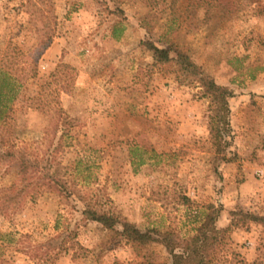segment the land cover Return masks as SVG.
Returning a JSON list of instances; mask_svg holds the SVG:
<instances>
[{
  "label": "rangeland",
  "instance_id": "1",
  "mask_svg": "<svg viewBox=\"0 0 264 264\" xmlns=\"http://www.w3.org/2000/svg\"><path fill=\"white\" fill-rule=\"evenodd\" d=\"M185 5L170 11L162 0H0V56L17 54L28 72L0 133L42 165L55 160L52 168L69 181L62 194L41 189L15 209L0 208V264L169 260L159 243H126L84 219L78 197L141 231L180 238L195 234L208 205L218 211L217 228L238 209L264 218V0H237L234 13L197 27L184 22ZM46 34L51 44L36 59ZM171 39L233 93L223 153L210 140L208 101L197 85L152 66L141 46ZM46 103L61 109L65 123L57 129L52 111L41 108ZM17 179L16 162L0 163V203ZM229 247L247 264H264V228L234 229Z\"/></svg>",
  "mask_w": 264,
  "mask_h": 264
},
{
  "label": "trees",
  "instance_id": "2",
  "mask_svg": "<svg viewBox=\"0 0 264 264\" xmlns=\"http://www.w3.org/2000/svg\"><path fill=\"white\" fill-rule=\"evenodd\" d=\"M179 1L181 0H162V4L172 11ZM184 1L186 2L184 22L197 27L199 22L206 23L217 14L224 16L234 13L237 0ZM252 2L255 3L256 0ZM150 7L154 10L152 6ZM155 10V12L158 11V9ZM142 28L146 33L152 31V27H147V24ZM51 39V35L48 34L39 38L40 50L37 52L36 59L48 49ZM141 46L151 53L152 66L171 68L172 72L178 75L177 79H180V82L197 85L201 91V97L208 101L207 126L210 140L216 153H223L225 147L228 146L226 137L232 133L228 102L233 97L232 91L228 87L218 85L173 39L166 40V45L162 47L156 46L150 40H144ZM16 56L17 54L8 52L0 56V128L6 124L7 112L13 108L19 89L27 79V68L25 65L20 66V63L16 61ZM41 108L42 110L44 108L46 112L52 111L50 114H54L51 117L53 129L65 123V119L60 115V108L56 107L54 110L48 103ZM64 137L66 134L62 130L57 147L61 146ZM2 144H6V147L3 150L0 149V163L16 162L18 179L6 190L3 203H0L1 209L6 211L11 208L15 209L14 207L19 206L25 198H31L34 192L41 189L54 190L61 194L67 190L69 181L58 175V167L52 168L55 160L47 159L46 164L42 165V161L31 154L27 148H17L9 144L0 133V147L3 146ZM57 151L58 149L54 148L53 155ZM52 169H54L53 173H51ZM69 186L77 185L72 180ZM78 198L84 204L82 210L84 219L98 223L105 230L114 232L120 240L126 243L140 247H149L152 243H159L169 255L167 262L155 263L153 260L146 259L140 264H247L238 253L230 249V233L236 228L247 227L250 223L260 224L264 228L263 217L241 209L231 211L228 224L223 228H217L218 211L213 205H208L207 212L195 234L189 238H180L170 230L166 232H159L155 229L141 231L112 211L101 209L97 206L99 202L94 203L85 196Z\"/></svg>",
  "mask_w": 264,
  "mask_h": 264
},
{
  "label": "built area",
  "instance_id": "3",
  "mask_svg": "<svg viewBox=\"0 0 264 264\" xmlns=\"http://www.w3.org/2000/svg\"><path fill=\"white\" fill-rule=\"evenodd\" d=\"M260 173L262 174V172H260ZM260 173H259V174H260Z\"/></svg>",
  "mask_w": 264,
  "mask_h": 264
}]
</instances>
